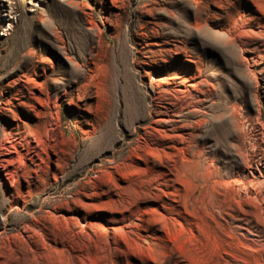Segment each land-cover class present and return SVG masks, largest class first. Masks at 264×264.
Returning a JSON list of instances; mask_svg holds the SVG:
<instances>
[{"label":"rangeland","instance_id":"obj_1","mask_svg":"<svg viewBox=\"0 0 264 264\" xmlns=\"http://www.w3.org/2000/svg\"><path fill=\"white\" fill-rule=\"evenodd\" d=\"M0 264H264V0H0Z\"/></svg>","mask_w":264,"mask_h":264}]
</instances>
